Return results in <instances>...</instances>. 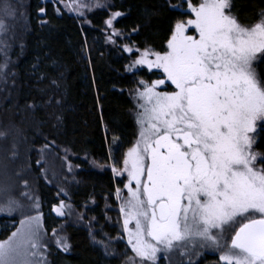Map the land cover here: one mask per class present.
Wrapping results in <instances>:
<instances>
[{"label": "snow or ice", "instance_id": "snow-or-ice-1", "mask_svg": "<svg viewBox=\"0 0 264 264\" xmlns=\"http://www.w3.org/2000/svg\"><path fill=\"white\" fill-rule=\"evenodd\" d=\"M186 3V10L174 6L187 18L171 26L166 50L135 49L139 55L130 67L156 69L163 76L138 82L139 133L122 166L109 153L113 177L127 175L128 196L122 197L120 188L116 196L134 253L129 259L157 264L161 252L167 259L177 249L182 256L210 249L219 253L217 264H264V155L255 150L264 131V78L257 71L264 63V11L255 23L243 24L234 0ZM73 4L78 15L88 7L79 0L68 6ZM121 15L112 13L106 25L112 28ZM5 27L0 20V29ZM124 50L133 52L127 45ZM161 85L173 90H158ZM22 207L8 198L0 214ZM63 208L61 202L53 211L63 216ZM44 235L40 214L25 215L0 240V264H46ZM55 243L62 251L70 247L63 236Z\"/></svg>", "mask_w": 264, "mask_h": 264}, {"label": "trees", "instance_id": "trees-1", "mask_svg": "<svg viewBox=\"0 0 264 264\" xmlns=\"http://www.w3.org/2000/svg\"><path fill=\"white\" fill-rule=\"evenodd\" d=\"M234 4L243 24L256 22L264 11V0H234ZM176 5L185 9L182 0H110L109 9L122 13L115 25L130 35L131 44L164 51L175 20L187 18ZM25 13L26 28L9 57L2 87L8 100L4 109L10 116L3 125L26 137L31 157L34 148L44 145L73 157L81 168V184L73 192V201L81 204L95 199L98 214L104 199L114 203L115 182L110 171L92 169L87 161L107 164L111 149L119 165L136 133L128 92L141 79L160 77L146 70L128 73L126 57L109 45L102 27L107 10L92 12L84 23L53 3L27 0ZM258 73L264 78V63L259 64ZM255 148L264 155V131L259 132ZM36 184L44 223L52 229L58 220L48 211L57 199L41 178ZM12 220L0 215V240L8 235L5 226ZM67 231L71 234L69 253L54 249L49 264H121V255L107 258L91 244L86 230L68 227ZM213 258L207 255L203 264H217Z\"/></svg>", "mask_w": 264, "mask_h": 264}, {"label": "rangeland", "instance_id": "rangeland-1", "mask_svg": "<svg viewBox=\"0 0 264 264\" xmlns=\"http://www.w3.org/2000/svg\"><path fill=\"white\" fill-rule=\"evenodd\" d=\"M39 1L43 4L47 2L53 3L65 13L72 15L79 22L83 21L84 23L87 22V16L92 12L107 10L109 12L108 17L103 21L102 27L107 35L109 45L118 49L126 57L128 61V73L132 74L140 70H146L147 73L156 72L159 77L162 78L163 73L156 69L149 71L143 66H136L134 68L130 67L139 53L135 51L137 47L129 42L130 35L123 33L116 27L115 24L117 18L113 21L112 28H109L106 25L105 21L108 20L113 13L109 9L110 0H79V3L82 5L88 6L79 9V11L83 13L82 15L77 14L75 4H73L71 8L68 6L72 3V0ZM182 1L185 3L186 10V0ZM26 2L27 0H0V20H2L6 25L4 29H0V190H7L6 192L0 191V205L6 203L8 198H12L17 200L23 206L22 211H16L12 215L0 214L7 219H13L10 221V225L8 224L5 226L9 229V233L2 240L7 239V237L20 226V220L25 215H37L39 213L41 223L43 224V232L45 234L44 243L48 249L45 253L46 264H49L50 254L54 249L69 253L70 247L67 251H62L55 243L56 236L65 237L69 243L71 234L67 231L68 227L86 230L90 243L98 247L103 252L105 257L114 258L121 255L123 258L121 264H131L129 258L134 257V253L128 246L127 237L123 232V218L120 213L121 201L116 196L117 188L121 189L122 197L126 198L128 196L127 189L124 188V183L127 182V175L125 174L124 176L113 177L111 161L107 164H102L103 167H101V164L92 160L87 161L88 166L92 169L99 171L107 169L110 171L115 182V189L112 194L114 203L107 202V200L104 199V202L102 203L103 207L98 213L100 214L99 216L96 212L97 201L95 199H89L86 203L81 204H75L73 201V192L81 184L79 179V172L81 171V168L74 163L75 161L72 159L73 157L49 145L34 148V156L31 157L29 154L30 146L28 145L26 137L22 134H18V130L9 124L6 126L3 125L4 121L9 119L10 116L9 112L7 114V111L4 109L6 108L5 103H7L8 100L5 97L6 90L2 87H4L3 84L7 68L11 64V59L9 57L12 51H14L17 41L20 40L21 34L26 28ZM196 2H198V0ZM97 3L102 4L103 7H96L95 5ZM6 8L9 12H14V18L13 16L6 14ZM113 31L117 32L118 35H113ZM126 45L132 48L133 52H126L124 50ZM139 49L143 50L144 48ZM143 80L147 81L146 79ZM148 82L150 83L151 81ZM6 85H8V83ZM137 87L138 84H136V86L128 92L129 97L134 104L132 115L136 125L135 137L129 147L135 143L139 133V128L136 123L137 109L134 98L135 89ZM161 89L169 91L173 90L171 85L167 88H165L164 85H161L158 90ZM128 148H126L124 152H126ZM123 154L118 166H122ZM259 166L261 165L258 164V167ZM39 178L51 187L55 194V198L57 199V202L53 204L48 211L54 219L58 220L57 225L52 229H48V226L45 225L44 215L40 211V206L38 209L34 207V205L38 203L36 182ZM24 193H27L28 196L26 197ZM28 197H31V199ZM61 202L64 204L62 211L65 214L63 216H58L56 212L53 211V208L59 207ZM133 226L134 224L130 225V227ZM54 231L56 235L53 234ZM232 231L233 230H229L225 232V236L229 240L231 238ZM90 232L92 233L91 236L89 235ZM94 240L100 241V243H95ZM196 251L197 250H188L186 254L182 256L180 254V250L177 249L168 253L167 259L165 258V254L161 252L158 253L157 264H190V262L191 264H203L205 262L204 258L207 255L215 257L213 259H216V262L219 260V253L210 249L199 250L201 252L199 256L196 255Z\"/></svg>", "mask_w": 264, "mask_h": 264}]
</instances>
